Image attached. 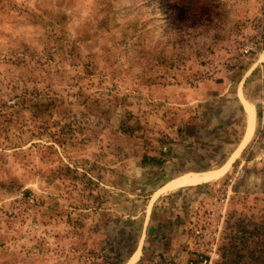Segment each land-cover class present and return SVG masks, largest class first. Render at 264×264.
Masks as SVG:
<instances>
[{
  "label": "rangeland",
  "instance_id": "obj_1",
  "mask_svg": "<svg viewBox=\"0 0 264 264\" xmlns=\"http://www.w3.org/2000/svg\"><path fill=\"white\" fill-rule=\"evenodd\" d=\"M259 3L0 0V264H264Z\"/></svg>",
  "mask_w": 264,
  "mask_h": 264
},
{
  "label": "crops",
  "instance_id": "obj_2",
  "mask_svg": "<svg viewBox=\"0 0 264 264\" xmlns=\"http://www.w3.org/2000/svg\"><path fill=\"white\" fill-rule=\"evenodd\" d=\"M260 55H261V52L259 54V57L257 58V61H259V62L257 63V66H255V68L264 69V60L260 59ZM246 79L247 78H244L243 80L241 79L242 81L241 80L238 81L236 86H235V88H234V90L232 88H230V87H227V85H225V86L220 85V84L219 85H215V87L213 89L216 90V95H211V96H212V98H217L218 99L219 97H222V96L228 94L227 96L231 97L230 98L231 100L233 99L234 106L235 105L238 106V103L240 102L242 104V107H243L244 111H245V108H244L243 100L248 101L250 104L252 103L254 105L253 111H254V120H255V107H258L259 105H260L259 106L260 108L263 107L261 105H263L262 103H263V99H264V91H263V88H262L263 87L262 86L263 85V80H264V73L261 72V75L259 77V80L256 83L255 88H250L251 86H249V83H247L248 84V87H247V85L245 84L246 83L245 81H247ZM249 82L251 83L252 81H249ZM244 85H246L247 88L244 87ZM220 99H222V98H220ZM257 99L260 100V101H258V102L254 101V100H257ZM246 111H245V117H246V119H245V128H244V132H243L241 141L239 142L237 148L232 152L230 157L233 155V153L242 144V141H243V138H244L245 129H246V125H247V119L249 118L248 113H247L248 111L247 112ZM253 130H254V126H253ZM240 150H241V148H240ZM226 161H224V162H226ZM179 175H181V174H179ZM179 175L166 180L165 183L168 184L169 182H171L172 180H174V179H176L178 177L186 176V175H181V176H179Z\"/></svg>",
  "mask_w": 264,
  "mask_h": 264
},
{
  "label": "bare ground",
  "instance_id": "obj_3",
  "mask_svg": "<svg viewBox=\"0 0 264 264\" xmlns=\"http://www.w3.org/2000/svg\"><path fill=\"white\" fill-rule=\"evenodd\" d=\"M260 59L264 60V50L261 52L260 55ZM244 106L245 109L248 111L249 114V123H248V129H247V133L246 136L244 138V140L242 141L243 144H245L253 131V126H254V111H253V106L252 104H250L249 102H247L246 100L244 101ZM228 168V162L221 166L218 169H214V170H207L201 173H193L190 175H186V176H181L178 177L174 180H172L171 182H169L168 184H166L164 187V189L168 190V189H176L179 188L181 186H185V185H192V184H199L202 182H207V181H211V180H215L218 177H220L222 174L225 173V171ZM137 254H134L132 256V258L129 259L128 263L126 264H130V262L132 261V259H134L136 257Z\"/></svg>",
  "mask_w": 264,
  "mask_h": 264
},
{
  "label": "built area",
  "instance_id": "obj_4",
  "mask_svg": "<svg viewBox=\"0 0 264 264\" xmlns=\"http://www.w3.org/2000/svg\"><path fill=\"white\" fill-rule=\"evenodd\" d=\"M264 48V0H260L257 12L249 24V34L245 37L244 42L238 50L240 56H247L257 50ZM205 258L195 264H204ZM189 264H194L189 261Z\"/></svg>",
  "mask_w": 264,
  "mask_h": 264
},
{
  "label": "trees",
  "instance_id": "obj_5",
  "mask_svg": "<svg viewBox=\"0 0 264 264\" xmlns=\"http://www.w3.org/2000/svg\"><path fill=\"white\" fill-rule=\"evenodd\" d=\"M159 4L161 5V7L164 9V0H159ZM189 10H190V12L192 13L193 12V10H194V8L192 7V6H190L189 7ZM263 87V91H264V80H263V85H262ZM141 161L143 162V163H145V162H151V163H154V164H159L160 162V160L159 159H157V158H154V157H151V156H146V155H143L142 157H141Z\"/></svg>",
  "mask_w": 264,
  "mask_h": 264
}]
</instances>
